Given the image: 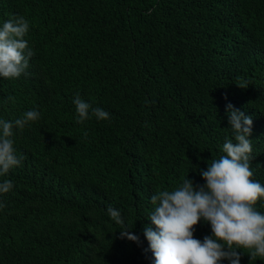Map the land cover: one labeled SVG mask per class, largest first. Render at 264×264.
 Segmentation results:
<instances>
[{"label": "trees", "instance_id": "16d2710c", "mask_svg": "<svg viewBox=\"0 0 264 264\" xmlns=\"http://www.w3.org/2000/svg\"><path fill=\"white\" fill-rule=\"evenodd\" d=\"M18 16L34 55L26 74L0 77V116L40 119L14 127L23 160L0 176L13 184L0 194V264H155L151 197L187 175L206 183L198 169L236 142L229 104L253 120L250 170L264 186V0H0V27ZM77 93L91 105L83 123Z\"/></svg>", "mask_w": 264, "mask_h": 264}, {"label": "clouds", "instance_id": "9594fccd", "mask_svg": "<svg viewBox=\"0 0 264 264\" xmlns=\"http://www.w3.org/2000/svg\"><path fill=\"white\" fill-rule=\"evenodd\" d=\"M30 28L29 21L18 16L5 21L0 27V77L19 78L26 74L29 59L34 55L24 39ZM242 87V86H241ZM14 102V97H8ZM73 103L77 123L89 119L91 105L83 101L79 93ZM229 124L234 131L235 143L229 139L223 146L219 159L207 164V169H198L206 181L203 186L183 178L172 190H157L151 197L155 206L148 216L155 230L145 229V236L154 254L155 264H220L228 259L230 264H240L241 253L237 249L250 250L251 259L264 258V214L255 205L264 199V186L252 179L250 162L254 159L249 137L253 120L243 112L227 105ZM97 120L110 119L101 108L91 109ZM0 116V176L21 164L17 157L18 128L23 130L29 122L40 119L33 109L25 112L14 122ZM13 188L10 180L0 183V194ZM110 218L121 226V238L127 237L139 243V237L128 231L120 211L107 209ZM201 219L211 225V236L203 241L194 238V226Z\"/></svg>", "mask_w": 264, "mask_h": 264}]
</instances>
